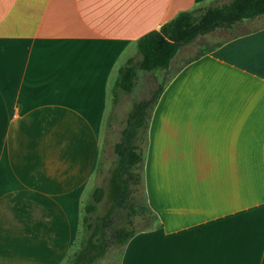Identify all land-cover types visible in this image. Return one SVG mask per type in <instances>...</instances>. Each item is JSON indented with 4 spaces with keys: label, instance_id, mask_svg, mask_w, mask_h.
Here are the masks:
<instances>
[{
    "label": "crops",
    "instance_id": "crops-1",
    "mask_svg": "<svg viewBox=\"0 0 264 264\" xmlns=\"http://www.w3.org/2000/svg\"><path fill=\"white\" fill-rule=\"evenodd\" d=\"M228 1L0 0V264H62L102 159L110 87L136 40L180 11ZM258 19L165 82L145 143L157 220L119 264H264Z\"/></svg>",
    "mask_w": 264,
    "mask_h": 264
},
{
    "label": "trees",
    "instance_id": "trees-1",
    "mask_svg": "<svg viewBox=\"0 0 264 264\" xmlns=\"http://www.w3.org/2000/svg\"><path fill=\"white\" fill-rule=\"evenodd\" d=\"M264 16V0H229L226 3H211L208 6L196 7L180 11L162 24L158 30H151L135 42L136 55L129 57L118 69L112 88V103L118 104L119 93H131L136 85L139 73H165L171 61L181 47L192 43L200 36L216 31H227L230 35L208 47L198 51L186 61L190 63L226 40L236 37L240 32L235 30L245 20ZM232 32V33H231ZM152 94L134 103L127 113L125 126L120 132V139L113 144L112 151L116 157L111 172L113 188L111 201L106 213L93 223L91 214L103 200L105 191L97 186L91 194V201L81 209L80 224L77 237L62 264H92L102 254L116 249L117 262L124 245L137 231L132 227V219L140 218L155 222L156 215L149 208L144 194V148L146 130L158 98L165 82H158ZM99 161L97 169L100 167ZM115 210L125 212L123 226L114 227Z\"/></svg>",
    "mask_w": 264,
    "mask_h": 264
},
{
    "label": "rangeland",
    "instance_id": "rangeland-1",
    "mask_svg": "<svg viewBox=\"0 0 264 264\" xmlns=\"http://www.w3.org/2000/svg\"><path fill=\"white\" fill-rule=\"evenodd\" d=\"M259 20V19H258ZM259 22L264 23V19H260ZM250 24V23H246ZM249 25H243L240 27H236L235 30L246 29ZM238 30V31H239ZM232 33V32H231ZM230 35L227 31H216L210 34H206L198 37L190 44L183 46L178 55L171 61L170 68L165 73H139L138 79L136 81V85L134 90L131 93H119L118 104L114 107L112 103V95L109 93V97L107 99V111L105 115V119L102 122L100 127V140L102 145V159L99 170L93 177V179L87 185L86 191L83 195V198L80 202L81 209L91 201V194L95 187L101 186L105 191V195L103 200L97 205V209L94 213L91 214V220L93 223H99V220L106 213L109 208L111 201V190L113 188V179H112V170L115 166L116 157L113 154L112 147L113 144L118 142L120 139V132L125 126V119L127 113L131 109L132 105L143 98H148L153 90L155 89L158 82H166L175 70L187 59L194 56L198 51L211 47L217 42H220L226 39ZM136 50V47H135ZM117 73L113 79H116ZM112 85L110 90L112 89ZM144 163H145V148H144ZM144 177V173H143ZM144 194L145 188H144ZM80 209V212H81ZM114 227L123 226L125 223V212L121 210H115L114 215ZM81 218V216H80ZM154 224V222L150 220H142L140 218L132 219V227L137 229H145V227ZM81 226H79V230ZM77 237V235H76ZM80 240V234L77 237V242ZM116 249H110L106 253L102 254L92 264H116L117 262V253ZM64 262V261H63ZM62 262V263H63Z\"/></svg>",
    "mask_w": 264,
    "mask_h": 264
}]
</instances>
